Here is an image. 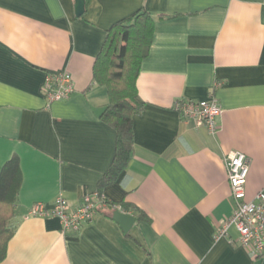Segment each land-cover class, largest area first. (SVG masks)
I'll use <instances>...</instances> for the list:
<instances>
[{
	"label": "crops",
	"instance_id": "1",
	"mask_svg": "<svg viewBox=\"0 0 264 264\" xmlns=\"http://www.w3.org/2000/svg\"><path fill=\"white\" fill-rule=\"evenodd\" d=\"M138 9L155 19L141 62L127 165L102 187L123 212L146 217L125 233L103 205L62 233L58 217L28 216L61 195L93 193L115 154L101 119L107 91L92 78L106 31ZM66 70L74 91L47 105L45 75ZM213 96L218 130L187 123L178 101ZM244 153L245 198L264 189V0H0V169L20 159L16 226L0 264H264L239 244L225 157ZM122 203L130 207L124 208ZM138 209V210H137Z\"/></svg>",
	"mask_w": 264,
	"mask_h": 264
},
{
	"label": "trees",
	"instance_id": "2",
	"mask_svg": "<svg viewBox=\"0 0 264 264\" xmlns=\"http://www.w3.org/2000/svg\"><path fill=\"white\" fill-rule=\"evenodd\" d=\"M154 24V17L144 9L117 21L106 31L101 50L93 63L92 78L106 88L108 96L107 106L100 117L116 134L114 158L95 190L97 197L103 195L102 187L127 165L131 156L132 117L142 110V105L134 99L136 80L141 62L149 53ZM20 183V159L17 154H12L0 169V262L6 256L8 241L16 229L11 220L15 215ZM104 202L112 205L107 198ZM122 205L130 207L127 203ZM100 208L98 206L96 212ZM135 217L136 221H142L146 215L138 211Z\"/></svg>",
	"mask_w": 264,
	"mask_h": 264
},
{
	"label": "built area",
	"instance_id": "3",
	"mask_svg": "<svg viewBox=\"0 0 264 264\" xmlns=\"http://www.w3.org/2000/svg\"><path fill=\"white\" fill-rule=\"evenodd\" d=\"M41 91L46 97L47 105L54 101L68 98L74 91L71 74L66 70L51 71L45 75ZM175 108L180 116L197 127H205L210 134L218 130V118L222 108L216 99L210 96L202 100L178 101ZM226 176L230 186L233 210L231 215L220 223L218 235H228L234 227L239 235V244L252 257L264 258V189L253 198H245V183L248 172L247 158L240 151L230 152L225 157ZM108 205L103 195L96 192L86 193L77 205H72L63 196L58 195L47 205L35 202L27 212L28 216H56L61 222V231H76L83 224L94 219L98 206ZM113 208L117 205L112 204Z\"/></svg>",
	"mask_w": 264,
	"mask_h": 264
},
{
	"label": "water",
	"instance_id": "4",
	"mask_svg": "<svg viewBox=\"0 0 264 264\" xmlns=\"http://www.w3.org/2000/svg\"><path fill=\"white\" fill-rule=\"evenodd\" d=\"M74 2L76 15H81L84 10V0H74ZM111 217L120 225L125 233H127L136 223V217L134 215L123 212L119 209H115Z\"/></svg>",
	"mask_w": 264,
	"mask_h": 264
},
{
	"label": "rangeland",
	"instance_id": "5",
	"mask_svg": "<svg viewBox=\"0 0 264 264\" xmlns=\"http://www.w3.org/2000/svg\"><path fill=\"white\" fill-rule=\"evenodd\" d=\"M11 223H13V220H11Z\"/></svg>",
	"mask_w": 264,
	"mask_h": 264
}]
</instances>
